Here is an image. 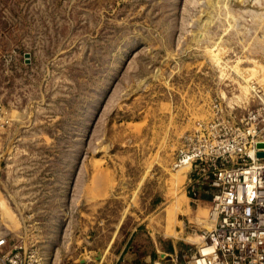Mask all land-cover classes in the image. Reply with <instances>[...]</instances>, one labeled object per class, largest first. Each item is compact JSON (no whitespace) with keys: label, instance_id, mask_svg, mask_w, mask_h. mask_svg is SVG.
I'll list each match as a JSON object with an SVG mask.
<instances>
[{"label":"rangeland","instance_id":"obj_1","mask_svg":"<svg viewBox=\"0 0 264 264\" xmlns=\"http://www.w3.org/2000/svg\"><path fill=\"white\" fill-rule=\"evenodd\" d=\"M251 86L264 99V0H0V235L40 264L172 242L184 264L211 221L183 138L214 103L256 106Z\"/></svg>","mask_w":264,"mask_h":264},{"label":"built area","instance_id":"obj_2","mask_svg":"<svg viewBox=\"0 0 264 264\" xmlns=\"http://www.w3.org/2000/svg\"><path fill=\"white\" fill-rule=\"evenodd\" d=\"M256 106L239 116L225 115L212 104L205 121H195L182 141L178 165L186 164V190L213 189L209 228L200 230L184 264H264V158H256V143H264V99L250 88ZM33 244L18 236L9 243L0 235V264H39ZM176 253L153 264H175Z\"/></svg>","mask_w":264,"mask_h":264},{"label":"crops","instance_id":"obj_3","mask_svg":"<svg viewBox=\"0 0 264 264\" xmlns=\"http://www.w3.org/2000/svg\"><path fill=\"white\" fill-rule=\"evenodd\" d=\"M186 177V175H185ZM187 186V183H186ZM186 188V187H185ZM213 189H211L210 187H203L200 186L198 188V195L197 197H192L187 190H184V193L188 195V198L197 201V204L199 202H206L208 203L211 195H212ZM178 207H180L179 205V201L176 203ZM180 244L182 243H178V245L180 246ZM175 243L172 242L169 245L166 246V250H158V249H153V251H150L148 254H145L143 257L140 258V260L142 261H138L136 264H153V262H155L156 260L161 258V255H165V254H171L173 252H175ZM121 253V252H118Z\"/></svg>","mask_w":264,"mask_h":264},{"label":"water","instance_id":"obj_4","mask_svg":"<svg viewBox=\"0 0 264 264\" xmlns=\"http://www.w3.org/2000/svg\"><path fill=\"white\" fill-rule=\"evenodd\" d=\"M255 147L257 149H259L258 151H256L255 157L256 158H264V143H256ZM3 166H4V164L1 162L0 167H3Z\"/></svg>","mask_w":264,"mask_h":264},{"label":"bare ground","instance_id":"obj_5","mask_svg":"<svg viewBox=\"0 0 264 264\" xmlns=\"http://www.w3.org/2000/svg\"><path fill=\"white\" fill-rule=\"evenodd\" d=\"M186 164H183V165H181V167H184ZM180 204H181V202H180ZM203 225H205V226H208V224L207 223H203ZM40 264V263H39Z\"/></svg>","mask_w":264,"mask_h":264}]
</instances>
